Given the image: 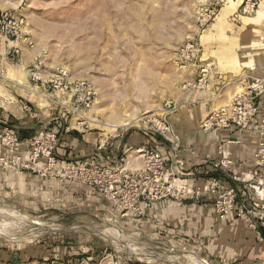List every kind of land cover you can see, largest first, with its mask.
<instances>
[{
    "label": "rangeland",
    "instance_id": "obj_1",
    "mask_svg": "<svg viewBox=\"0 0 264 264\" xmlns=\"http://www.w3.org/2000/svg\"><path fill=\"white\" fill-rule=\"evenodd\" d=\"M253 1L257 2L254 9L249 0H0V13L24 20L22 29L31 43L21 42L32 57L29 62L9 65L7 76L16 82L9 83L8 89L0 86V104L4 97L9 100L4 108L9 110L15 104L28 103L26 113L36 114L29 120L34 128L23 135L30 136L49 115L44 98L36 100L43 88L31 82L36 95L25 88L33 62H39L42 80L53 78L65 67L72 82H85L93 97L83 111L102 123L86 117L85 124H76L72 113L55 106L64 128L57 126V155L68 160L79 157L67 158L58 151L67 126L71 131L90 130L111 137L124 130L153 128L184 103L203 100L208 94L215 96L213 109L223 106L245 90L243 76L249 71L260 74L257 66L264 64V0ZM203 78L205 83L200 82ZM86 91L81 93L87 97ZM131 116L140 118L121 125ZM27 118L26 114L14 117V122ZM103 123H117V127ZM139 148L122 154L118 164L140 171L145 158L137 152ZM136 159L139 167L131 165ZM6 170L17 171L0 168V264H100L110 254L120 264H185L173 257L138 254L170 248L219 264L203 251L145 231L138 222L143 214L134 216L108 200L109 207L96 210L65 201L55 203L49 195L17 191L16 186L1 181ZM22 172L59 180L30 170ZM38 227L48 230L34 236ZM191 262L203 264L194 256Z\"/></svg>",
    "mask_w": 264,
    "mask_h": 264
},
{
    "label": "built area",
    "instance_id": "obj_2",
    "mask_svg": "<svg viewBox=\"0 0 264 264\" xmlns=\"http://www.w3.org/2000/svg\"><path fill=\"white\" fill-rule=\"evenodd\" d=\"M249 2L251 5L248 6L254 9L257 2L253 0ZM23 23L24 20L19 16L0 13V86L6 89L9 83L16 82L14 78L7 76V69L9 65L14 66L22 59L21 41L28 40L31 43L23 32ZM10 42L17 43L5 46V43ZM29 73V84L25 85V88L29 92L34 91V94L38 91L34 90L31 82L36 83V87L43 88L44 93L36 100L39 102V98H44L43 105L49 108L48 119L33 134L23 136L8 119L0 117V168H10L19 172L30 170L65 183L88 185L98 190L112 205L127 210L134 216L144 214V207L166 197L179 201H209L214 204L221 219H228L235 213L236 216L247 217L255 229L264 230L262 170L264 168V73L247 72L243 76L246 83L245 90L236 93L227 104L211 110L200 123V128L206 132L229 129L233 126L250 130L259 129L254 168L250 170L245 184L253 193L247 203L240 202L237 189L226 184L218 176H206L200 184L186 182L185 177L189 173L185 170L184 159L178 155L179 149H175L178 145L175 146L174 151L167 154L153 144L139 148L137 152H141L145 158V166L140 171L121 167L118 163L114 166L105 164L98 161L99 155L69 160L59 158L58 130L52 125L61 116L54 111L55 106L65 108V111L72 113V120L76 124H85L83 118L86 120V114L83 110L90 107L92 91H86L88 88L85 82H72L65 67L59 68L57 73L53 74V78L42 80L39 76V62H33ZM40 81H42L41 85H39ZM200 82L206 81L203 78ZM48 90L52 92L46 93ZM83 90L89 96L86 97L81 93ZM8 102L9 100L4 97L2 104ZM21 105L26 110L30 109L26 102H22ZM66 131H71L70 126H67ZM143 133L150 137L154 144L158 142L160 136L171 143H175L174 140L178 138L168 114L159 119L153 128H145ZM233 164V159L225 155L214 163V168L231 169ZM70 262L73 263L74 260L71 259ZM100 264H120V262L110 254ZM123 264L143 263L127 261Z\"/></svg>",
    "mask_w": 264,
    "mask_h": 264
},
{
    "label": "crops",
    "instance_id": "obj_3",
    "mask_svg": "<svg viewBox=\"0 0 264 264\" xmlns=\"http://www.w3.org/2000/svg\"><path fill=\"white\" fill-rule=\"evenodd\" d=\"M16 43H5V46ZM22 48V59L16 65L32 59L30 49L25 44H22ZM257 67L258 73H264L263 63ZM217 91L218 87L214 92ZM214 98V94H208L203 100L184 103L177 113L170 116L178 136L175 143L160 136L154 144L150 137L139 130H124L111 137L90 130H79L66 131L58 151L67 158L99 155L98 161L114 166L122 154L133 148L153 144L167 154L178 145L175 149H179L178 155L184 159L185 170L189 173L185 177L186 182L200 184L206 176H218L237 189L240 202L247 203L253 193L245 184L250 170L254 168V154L258 148L260 131L257 128L250 130L236 126L203 131L200 122L213 109ZM4 105L0 104V117L8 119L21 135L26 134L33 127L34 124L31 125L30 121H33L36 114L26 113L27 110L21 104H15L16 107L10 110L4 108ZM12 109L19 117L26 114L27 120L14 122V117L18 116H15ZM62 123L59 119L54 122L53 127L57 130L64 129ZM225 155L233 159L232 168H214V163ZM140 164L138 159L131 162L134 167H139ZM262 170L264 172V168ZM2 179L4 184L16 186L17 191L21 189V192L28 190L33 195H49L50 200L53 199L55 203L65 201L70 205L89 206L96 210L110 206L98 190L88 185L69 184L30 172L12 170H6ZM140 221L145 231L158 234L173 243L203 251L210 260L219 264H264L263 228H251L245 218L237 217L235 213L228 219H221L212 202L162 198L145 207L143 217L138 222Z\"/></svg>",
    "mask_w": 264,
    "mask_h": 264
},
{
    "label": "bare ground",
    "instance_id": "obj_4",
    "mask_svg": "<svg viewBox=\"0 0 264 264\" xmlns=\"http://www.w3.org/2000/svg\"><path fill=\"white\" fill-rule=\"evenodd\" d=\"M86 117L87 118H89V120L91 121V122H97V123H102L101 121H97L95 118H91L90 116H87L86 115ZM140 117L139 116H136V117H133L132 118V116L131 117H128V118H126V119H124V121H122V124L121 125H128V124H131V123H133L134 121L136 122V121H138V119H139ZM117 124V123H116ZM116 124H109V123H103V125H106L107 127H117V125ZM119 127V126H118ZM110 130V129H109ZM47 226H49V225H47ZM48 229H43V228H36L35 229V232H34V236H38V235H40V234H42V233H44V232H46ZM51 230H53V229H51ZM94 231H96L95 229H94ZM96 232H98L99 233V231L97 230ZM102 237V236H101ZM109 237L110 238H112V236H110L109 235ZM116 238H114L113 237V239H111V242H112V240H115ZM108 240H110V239H108ZM113 243V242H112ZM116 243V242H115ZM117 244V243H116ZM126 244V243H125ZM118 245H120V246H124V244L123 243H121V242H119L118 244H117V246ZM125 247V246H124ZM128 247V246H127ZM128 248H130V247H128ZM132 248V247H131ZM138 248V247H137ZM140 248H138V250H139ZM149 249H151V248H149ZM148 249V250H149ZM126 250V249H125ZM137 250V251H138ZM169 250H171V251H164V252H160V251H158V252H154V251H150V252H144V251H141V252H138V254L139 255H148V256H151V257H155V256H164L165 258H171V257H173V258H177V259H180L183 263H185V264H193L192 262H191V260H192V256H194V257H197L198 259H200L201 261H202V263L203 264H212L211 262H209V261H207V260H205V259H203L202 257H199V256H197L196 254H194V253H182V252H180L177 248H170ZM187 250V249H186ZM132 252V251H131ZM135 252V251H134ZM197 253V252H196Z\"/></svg>",
    "mask_w": 264,
    "mask_h": 264
}]
</instances>
